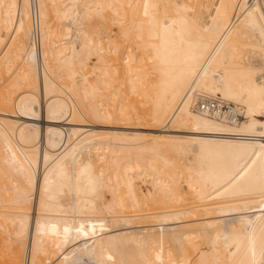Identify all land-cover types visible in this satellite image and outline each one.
I'll use <instances>...</instances> for the list:
<instances>
[{"label":"bare ground","instance_id":"obj_1","mask_svg":"<svg viewBox=\"0 0 264 264\" xmlns=\"http://www.w3.org/2000/svg\"><path fill=\"white\" fill-rule=\"evenodd\" d=\"M0 80L8 264H264V0H0Z\"/></svg>","mask_w":264,"mask_h":264},{"label":"rangeland","instance_id":"obj_2","mask_svg":"<svg viewBox=\"0 0 264 264\" xmlns=\"http://www.w3.org/2000/svg\"><path fill=\"white\" fill-rule=\"evenodd\" d=\"M89 29H90V31H89V34L92 36V37H95V36H101V34H102V32L100 31V29H98V27H89ZM73 32H74V30H73ZM93 55V54H92ZM92 57V58H91ZM95 60H96V57H95V55H93V56H91L90 55V57H89V65H88V68H92L91 67V65L93 66V65H95V63H93V62H95ZM6 76H4V78H5ZM149 79L151 80V81H154L155 80V76L153 75V74H149ZM0 83L2 84V80H0ZM1 84H0V92H3L2 91V87L3 86H1ZM11 92V91H10ZM4 93V92H3ZM2 93V94H3ZM7 93V92H6ZM9 93V92H8ZM13 93V92H12ZM16 92H14L13 94H15ZM11 94V93H10ZM12 96H14V95H12ZM41 98V103L43 104V100H42V96L40 97ZM130 98H131V100L134 102L135 101V97L133 96V95H131L130 96ZM136 102V101H135ZM134 102V103H135ZM141 106V105H140ZM42 113H41V116H39V118H42ZM103 128H108L107 126H105V127H103ZM103 138V140H106V142H109V140H108V137H106V136H103L102 137ZM103 146H106V145H103ZM102 151V150H101ZM102 152H105V153H107V151L106 150H103ZM93 158H95V157H93ZM138 182V185H139V189L140 190H142L143 192H146V189H149L150 188V185L148 184V183H146V184H148V185H146L145 183H141V181L140 180H138L137 181ZM141 183V184H140ZM142 185H144V186H142ZM144 187V188H143ZM106 192V191H105ZM107 194V195H106ZM103 193V199L104 200H109V192H107V193ZM70 196L69 195H65L64 197H63V202H67L68 200H70V198H69ZM33 214H34V207H33ZM101 213H104V211H101ZM4 242H3V240H2V238H0V264H8V261H9V256L7 255V253L8 252H6V248L4 247L5 245L3 244ZM6 244V243H5ZM4 245V246H3ZM78 264H85L84 262H80V263H78Z\"/></svg>","mask_w":264,"mask_h":264},{"label":"built area","instance_id":"obj_3","mask_svg":"<svg viewBox=\"0 0 264 264\" xmlns=\"http://www.w3.org/2000/svg\"><path fill=\"white\" fill-rule=\"evenodd\" d=\"M197 108L201 111H205L207 113H223V112H227L229 114L230 117H232L233 119L238 115V113H234L231 114L230 110H231V106L225 104L224 102L215 99V98H201L198 100L197 102Z\"/></svg>","mask_w":264,"mask_h":264}]
</instances>
